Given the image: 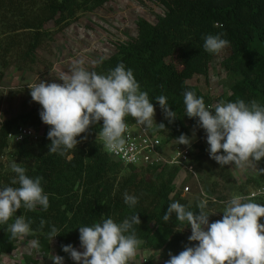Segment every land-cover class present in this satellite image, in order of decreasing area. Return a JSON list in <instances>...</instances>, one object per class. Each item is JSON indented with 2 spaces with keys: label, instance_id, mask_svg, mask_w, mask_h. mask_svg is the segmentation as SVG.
Here are the masks:
<instances>
[{
  "label": "trees",
  "instance_id": "16d2710c",
  "mask_svg": "<svg viewBox=\"0 0 264 264\" xmlns=\"http://www.w3.org/2000/svg\"><path fill=\"white\" fill-rule=\"evenodd\" d=\"M111 0H0V82L6 72L14 67L17 71L32 72L38 61V49L45 39L50 38L48 26L63 29L78 18V14L92 12ZM164 7L165 13L152 24L145 19L136 21V35L126 41L116 43L113 53L99 58L102 63L94 64L90 71L107 74L118 63H123L140 84L141 90L148 93L154 108L160 110L167 130L154 129L157 137L165 136L163 145L174 143L181 134L192 138L201 135L195 119L185 115L183 93L193 91L203 97L206 106L214 110L215 102H235L243 99L264 104V0H154ZM223 34L230 42L225 50L227 55L220 67L229 78V92L214 102L207 94L186 83L195 77H207L215 55L203 48L206 35ZM164 95L178 119L169 124L155 98ZM30 99L31 96L29 95ZM3 96L0 95V105ZM32 106L20 113L0 121V184L11 185L15 174L11 171L13 162L25 167L32 178L42 177V187L49 194V208L28 211L18 210L32 221L33 234L29 239L38 240V250L43 254L51 252L55 242V254L64 257L65 264L73 261L62 251V246L71 244L82 249L79 241L81 226H92L101 221L102 216L111 217L117 223L132 215H139L140 225L136 234L141 241L138 247L145 252H159L163 259L169 253L178 255L189 243V228L176 219L165 222L163 215L174 201L186 205L199 214L197 205L200 195L183 197L175 186L182 170L180 167L123 166L112 159L104 150L98 133L102 121L90 126L86 133L78 137L76 149L64 155L48 153L50 141L47 139L49 126L42 123L39 112L41 106L32 101ZM135 119L126 117L127 124ZM23 126L39 134L36 140L15 143L9 148L8 135ZM148 129V128H147ZM202 137V136H201ZM182 146V145H181ZM184 146V145H183ZM206 147L202 141L189 146L190 164L194 170L203 169ZM5 159V161L3 160ZM264 169V159L257 165ZM247 186L240 188V195L248 201L264 204V197L249 199L248 195L264 187V174L257 170L249 176ZM18 186V185H12ZM247 187L250 190H247ZM139 197L135 208L124 203V194ZM218 197L217 201H224ZM210 212L217 202L206 201ZM0 225V259L16 250L17 239L10 238L8 225ZM41 220L47 223L40 227ZM214 220L209 217V222ZM264 218L260 219V223ZM49 225H55L61 234L52 241L48 237ZM83 250V249H82Z\"/></svg>",
  "mask_w": 264,
  "mask_h": 264
},
{
  "label": "clouds",
  "instance_id": "9594fccd",
  "mask_svg": "<svg viewBox=\"0 0 264 264\" xmlns=\"http://www.w3.org/2000/svg\"><path fill=\"white\" fill-rule=\"evenodd\" d=\"M223 34L206 35L203 48L210 54H220L230 46L222 38ZM95 64L102 63L94 61ZM62 83L39 80L30 85L33 102L41 106L39 112L43 124L49 126L47 139L50 141L48 153L64 155L77 148L78 137L86 133L90 126L102 121L98 135L104 147L110 152L125 150L128 124L126 117L131 116L136 123L145 128L155 127L167 130L163 123L155 122V108L147 92L142 91L133 71L121 62L107 74L89 71L83 62H75L70 73L60 80ZM185 115L195 119L199 128L206 134L208 154L219 166L235 165L241 170L256 167L264 159V104L252 100L245 102L218 103L214 110L206 106L203 97L193 91L183 93ZM169 124L177 113L167 102V97L155 98ZM2 118V116H0ZM3 123V118H2ZM178 145L189 147L192 138L181 134L175 139ZM15 174L11 185L0 184V225H8L10 238H24L33 234L32 221L23 215H16L22 207L35 211L49 208V194L42 187V177L32 178L27 170L17 162L11 164ZM264 174V169H257ZM18 185V186H12ZM124 203L135 208L139 197L124 194ZM195 214L186 205L174 201L167 207L163 220H172L173 214L181 225L191 230L189 243L178 255L169 253L165 264H264V204L248 201L237 195L226 202L222 218L209 222L206 211L207 202L197 205ZM47 222L41 220L43 228ZM139 215H132L117 223L111 217H103L92 226H81L79 241L83 251L71 244L62 246L74 264H129L137 252L141 241L136 234L140 225ZM61 234L55 225H49L48 237L52 241ZM33 248H39V241L32 240ZM52 264H65L62 256H52Z\"/></svg>",
  "mask_w": 264,
  "mask_h": 264
},
{
  "label": "rangeland",
  "instance_id": "374dc122",
  "mask_svg": "<svg viewBox=\"0 0 264 264\" xmlns=\"http://www.w3.org/2000/svg\"><path fill=\"white\" fill-rule=\"evenodd\" d=\"M164 13V7L154 0H111L92 12L78 14V18L63 29H56L50 24L48 26L50 38L45 39L38 49V61L34 70L17 71L11 67L0 82V95L3 96L0 116L3 119L10 118L20 113L23 108L28 109L33 105L29 97L30 85L39 83V80L62 83L60 80L66 73H70L74 63L78 61H82L83 67L90 71L95 64L94 61L113 53L116 43L135 37L138 19H145L154 24ZM227 53V50H223L215 55L207 77H195L186 83L207 94L214 102L221 96H228L229 78L220 67V62ZM218 103L215 102V106ZM154 119L157 125L162 120L158 108H155ZM148 129L152 131L155 127ZM200 132V136L192 135V143L202 141L205 144L207 156L203 161V169L195 170L194 174L182 169L175 186L183 197L200 195L203 201L217 202L216 209L210 212L217 213L213 215L214 222L222 218L226 202L240 195V188L247 186L245 184L247 179L255 174L257 168L250 166L246 170H241L235 165L219 166L209 157L204 130L200 129ZM38 137L39 134L35 132L33 139L36 140ZM158 139L164 141L165 136H159ZM8 144L7 152L13 151L15 143L9 140ZM173 144H165L167 153L168 148L176 146ZM185 187L189 188L186 193L183 190ZM247 190L250 188L247 187ZM218 197H224L225 200L217 201ZM30 242L29 236L18 238L16 250L10 255L3 256L0 264H52V256H56L55 242L51 243L49 254H43L37 248H33ZM166 261L159 252H143L138 248L129 264H165Z\"/></svg>",
  "mask_w": 264,
  "mask_h": 264
},
{
  "label": "built area",
  "instance_id": "2783aa9c",
  "mask_svg": "<svg viewBox=\"0 0 264 264\" xmlns=\"http://www.w3.org/2000/svg\"><path fill=\"white\" fill-rule=\"evenodd\" d=\"M33 137H35V132L23 126L16 127L8 135V139L15 143H20L24 140H34ZM126 137L125 150L118 153L108 151L104 147L100 136L99 140L102 142L104 150L109 157L120 162L123 166H176L190 174L195 173L193 166L190 164L189 147L177 145L168 148L167 153L166 146L161 143L158 137L149 129L138 125L136 121L133 124H128ZM183 190L186 193L189 188L185 187ZM256 197H264V187L258 188L248 195L249 199Z\"/></svg>",
  "mask_w": 264,
  "mask_h": 264
}]
</instances>
